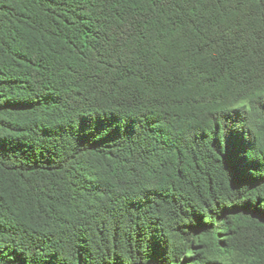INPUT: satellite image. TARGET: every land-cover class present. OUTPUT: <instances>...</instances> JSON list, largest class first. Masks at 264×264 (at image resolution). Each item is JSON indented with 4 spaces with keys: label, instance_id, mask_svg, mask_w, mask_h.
<instances>
[{
    "label": "trees",
    "instance_id": "trees-1",
    "mask_svg": "<svg viewBox=\"0 0 264 264\" xmlns=\"http://www.w3.org/2000/svg\"><path fill=\"white\" fill-rule=\"evenodd\" d=\"M0 264H264V0H0Z\"/></svg>",
    "mask_w": 264,
    "mask_h": 264
}]
</instances>
